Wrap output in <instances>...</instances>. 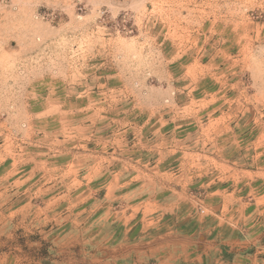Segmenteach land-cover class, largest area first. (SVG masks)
<instances>
[{
    "label": "rangeland",
    "instance_id": "374dc122",
    "mask_svg": "<svg viewBox=\"0 0 264 264\" xmlns=\"http://www.w3.org/2000/svg\"><path fill=\"white\" fill-rule=\"evenodd\" d=\"M102 174L173 178L199 264H264V0H0V264H60L87 216L40 208Z\"/></svg>",
    "mask_w": 264,
    "mask_h": 264
},
{
    "label": "crops",
    "instance_id": "0c3cea01",
    "mask_svg": "<svg viewBox=\"0 0 264 264\" xmlns=\"http://www.w3.org/2000/svg\"><path fill=\"white\" fill-rule=\"evenodd\" d=\"M101 176L103 178L94 176L92 180V184L97 181L94 184L101 185L98 191L94 188L89 192L79 189L59 190L52 193L45 206L40 208L43 209V214L49 216V221L58 219L59 223L63 221L66 225L72 214L80 212L87 216L84 222L75 217L77 224L70 223L74 227H69L73 231H66L63 238L58 237L63 240L62 245L74 247L69 248L68 256H62L63 259L58 260L60 264H82L81 261L88 262L86 264H143L148 259L153 260L154 264L201 263V246L192 242L191 235H182L179 229L174 230L172 226L177 220L178 212H182L184 208L192 210L188 204L182 203L184 195L172 184L173 178H170V183L164 188L154 184L147 190L141 189L142 194L136 199L132 200L133 196L127 194L123 196L122 204L115 205L113 200L118 197L115 193L116 176ZM74 180L79 181L76 176ZM153 214L158 217H153ZM88 217L90 228L95 231L84 237L80 230L88 228ZM148 230L151 231L150 235H147ZM13 231L14 227L8 232ZM2 235L0 234V238ZM80 240L91 244L89 256L82 258L80 255V247L77 246V243L81 244ZM42 259L44 257L39 258L38 262L46 261Z\"/></svg>",
    "mask_w": 264,
    "mask_h": 264
}]
</instances>
